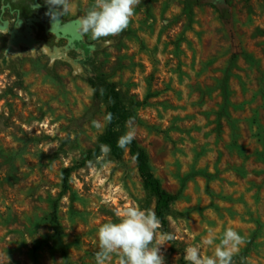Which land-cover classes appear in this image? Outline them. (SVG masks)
I'll return each mask as SVG.
<instances>
[{
	"label": "rangeland",
	"instance_id": "374dc122",
	"mask_svg": "<svg viewBox=\"0 0 264 264\" xmlns=\"http://www.w3.org/2000/svg\"><path fill=\"white\" fill-rule=\"evenodd\" d=\"M93 3L71 0L57 32L34 26L31 41L1 18L0 264H96L102 223L154 211L129 151L101 142L108 113L124 133L134 118L174 195L166 264H188L191 245L212 255L204 238L228 227L244 237L233 264H264V0H141L110 44L76 32Z\"/></svg>",
	"mask_w": 264,
	"mask_h": 264
},
{
	"label": "clouds",
	"instance_id": "9594fccd",
	"mask_svg": "<svg viewBox=\"0 0 264 264\" xmlns=\"http://www.w3.org/2000/svg\"><path fill=\"white\" fill-rule=\"evenodd\" d=\"M53 23L69 14L71 0H46ZM141 0H94L92 7L85 15L76 20V32L80 37L90 35L94 41L110 44L109 37H116L125 31L135 14ZM39 7V5H37ZM112 114L105 117L112 121ZM99 127L97 121H92ZM128 131L119 138L118 146L127 149L136 138L134 118L126 123ZM107 146L102 145V150ZM117 220L102 223L97 231L98 248L95 254L96 264H109L113 256H118V264H166L162 246L175 239L171 233H160L161 221L151 209H141L132 204L116 213ZM203 243L207 246L215 244L212 255H203L199 245H191L185 249L184 259L188 264H233V257L244 243L234 228L228 227L219 237L210 230Z\"/></svg>",
	"mask_w": 264,
	"mask_h": 264
},
{
	"label": "trees",
	"instance_id": "16d2710c",
	"mask_svg": "<svg viewBox=\"0 0 264 264\" xmlns=\"http://www.w3.org/2000/svg\"><path fill=\"white\" fill-rule=\"evenodd\" d=\"M39 5V7H37ZM49 11L47 3H41L39 0H0V19L2 16L7 15L12 20L11 31L14 38L21 39L23 41L33 40V28L34 26L41 25L43 30L48 32H57L59 23H53L50 15H46ZM76 47H82L87 49L88 47L80 40H75ZM103 75L90 77L89 83L96 96L99 95V91L107 89L108 83L102 79ZM116 121L112 118V121L108 122V129L106 134L102 137L101 142L108 144L115 150H122L118 146V140L125 133L115 130ZM127 150L129 154L134 158L139 177L141 179L143 187L150 191L155 197V214L161 221L165 230H168V203L174 198V195L168 193L155 177L149 167V157L146 149L134 139ZM66 179L64 181V184Z\"/></svg>",
	"mask_w": 264,
	"mask_h": 264
},
{
	"label": "flooded vegetation",
	"instance_id": "af4514ba",
	"mask_svg": "<svg viewBox=\"0 0 264 264\" xmlns=\"http://www.w3.org/2000/svg\"><path fill=\"white\" fill-rule=\"evenodd\" d=\"M0 21H1V19H0ZM63 26H64V28H66V29H68V27H69L67 23L63 24ZM66 32H70V31H66ZM70 35H71V36H75V33L71 32Z\"/></svg>",
	"mask_w": 264,
	"mask_h": 264
}]
</instances>
